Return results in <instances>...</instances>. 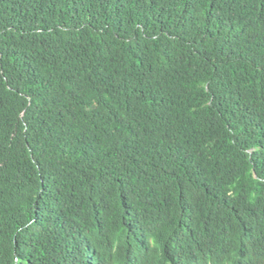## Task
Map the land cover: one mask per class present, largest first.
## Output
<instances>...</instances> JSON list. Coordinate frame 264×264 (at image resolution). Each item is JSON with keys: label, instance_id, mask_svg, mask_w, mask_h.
Wrapping results in <instances>:
<instances>
[{"label": "trees", "instance_id": "trees-1", "mask_svg": "<svg viewBox=\"0 0 264 264\" xmlns=\"http://www.w3.org/2000/svg\"><path fill=\"white\" fill-rule=\"evenodd\" d=\"M0 264H264V0H0Z\"/></svg>", "mask_w": 264, "mask_h": 264}]
</instances>
